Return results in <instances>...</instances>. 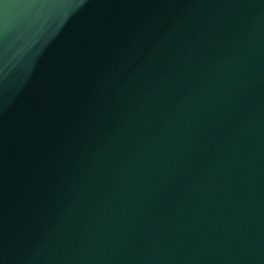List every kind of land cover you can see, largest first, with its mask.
Listing matches in <instances>:
<instances>
[{
  "label": "water",
  "instance_id": "1",
  "mask_svg": "<svg viewBox=\"0 0 264 264\" xmlns=\"http://www.w3.org/2000/svg\"><path fill=\"white\" fill-rule=\"evenodd\" d=\"M0 264H264V0H0Z\"/></svg>",
  "mask_w": 264,
  "mask_h": 264
}]
</instances>
